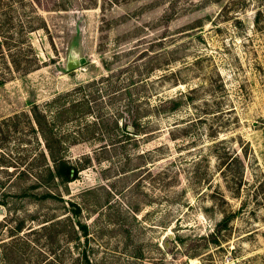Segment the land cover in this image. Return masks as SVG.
<instances>
[{"label":"rangeland","instance_id":"374dc122","mask_svg":"<svg viewBox=\"0 0 264 264\" xmlns=\"http://www.w3.org/2000/svg\"><path fill=\"white\" fill-rule=\"evenodd\" d=\"M0 1L39 59L0 85V264H264V0Z\"/></svg>","mask_w":264,"mask_h":264},{"label":"trees","instance_id":"16d2710c","mask_svg":"<svg viewBox=\"0 0 264 264\" xmlns=\"http://www.w3.org/2000/svg\"><path fill=\"white\" fill-rule=\"evenodd\" d=\"M1 4L2 2L0 1V15L7 12V10H2L3 5ZM8 20L10 19H0V85L5 83L12 73H27L36 69L39 65V59L37 55H35V51H33L34 48L31 45L30 40L23 33H28L33 26L26 23L25 25L22 24V31L17 28L14 29L13 26L7 29L8 26L6 24L8 23ZM24 29L25 31H23ZM32 115L33 122H35L34 125L30 119L32 129L38 133L40 137H43L46 143V151L41 150L40 153H38V156L43 157L44 159L49 156L51 159L48 162L46 161L45 166L40 169L41 173L37 174L36 180H41L40 177L42 178L43 171H47L48 175L52 178H59L61 182H69L75 179L82 167H79L76 163L67 159L66 155H63V153L59 154L48 141L49 135L47 134V131H51L53 128L49 127V124H47V115L37 104L33 106ZM8 120L9 119L1 120L0 125L6 123ZM36 127L38 129H36ZM7 155L9 156V153L6 151H0V160L4 163L2 165H5L6 167H17L14 163L15 161L8 159ZM25 158L27 159V157ZM229 220L230 216H227L226 219H224V223L227 224ZM80 227L83 229V234L87 235L86 226L81 224ZM21 228V225L17 226V230H20ZM86 263L91 264L87 258Z\"/></svg>","mask_w":264,"mask_h":264},{"label":"water","instance_id":"95a60500","mask_svg":"<svg viewBox=\"0 0 264 264\" xmlns=\"http://www.w3.org/2000/svg\"><path fill=\"white\" fill-rule=\"evenodd\" d=\"M83 60H84V59L82 58V59H81V62H82ZM76 63H77L76 61H73V62L70 63V65L73 66V65H75Z\"/></svg>","mask_w":264,"mask_h":264}]
</instances>
